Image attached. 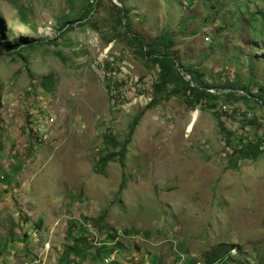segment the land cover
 Returning <instances> with one entry per match:
<instances>
[{"label":"rangeland","instance_id":"obj_1","mask_svg":"<svg viewBox=\"0 0 264 264\" xmlns=\"http://www.w3.org/2000/svg\"><path fill=\"white\" fill-rule=\"evenodd\" d=\"M191 2L0 0V264H261L264 0ZM168 28L211 98L155 95L138 37Z\"/></svg>","mask_w":264,"mask_h":264},{"label":"trees","instance_id":"obj_2","mask_svg":"<svg viewBox=\"0 0 264 264\" xmlns=\"http://www.w3.org/2000/svg\"><path fill=\"white\" fill-rule=\"evenodd\" d=\"M191 1L193 0H190V2ZM124 15L125 17L127 16L126 10ZM190 20L191 18H189V16H185L180 21L179 25L186 27ZM2 33H3V29H2V24L0 22V38L2 37ZM173 33L174 30L172 31L171 29L168 28L167 30H164V32L161 35L157 36L156 40L150 42L147 41L144 37H138V47L140 54L146 58H149L159 68L158 82H156L154 86L155 95L166 94L167 97L170 94H176V90L174 88H170V86L171 85L178 86L181 84L183 87V93L185 94L189 93V96L194 97L199 101L204 96H206V98L207 97L211 98L209 93L205 92L204 90H201L200 86L195 87L190 82L185 80L182 74H180L179 69L184 68L185 66L180 61H177L176 58L173 57L171 54V50L177 41ZM4 54H5L4 46L0 44V56ZM186 68H188V71H190V73L192 74L197 73L196 71L193 70V68L190 67H186ZM53 79H54L53 74H48L43 77L41 81V85L45 90H51L54 84ZM229 94L234 95L232 92H229ZM260 99H262L261 101L262 103H264V98H260ZM189 103H193L191 99L189 100ZM207 104L209 106L212 105L210 104V101H207ZM137 124H138V119H135L130 127L129 137L122 145V149L120 151L108 152L105 156H102L99 159L97 167L101 172H104L108 162L115 159L116 157H118L120 162L124 164L126 158V147L131 139L130 134L132 135ZM105 138H106L105 140L106 143H108L111 147H115L118 145L116 138L111 134L105 135ZM259 149L260 146H258L257 144L251 145L248 143V144H244L239 150H236V152L243 157L257 158V154L260 153ZM102 235L103 234H101L100 237H102ZM103 237L108 241L112 240L113 238V237L109 238L106 235H103ZM111 243H115V241ZM73 250H75V246L69 248V251H73ZM231 250H232V246H229L227 248L223 247L222 245L214 247L212 252L207 254L206 263L214 264L218 262L220 259H222L223 256H226L228 253H230ZM75 253H77L76 250ZM261 264H264V259L262 260Z\"/></svg>","mask_w":264,"mask_h":264},{"label":"crops","instance_id":"obj_3","mask_svg":"<svg viewBox=\"0 0 264 264\" xmlns=\"http://www.w3.org/2000/svg\"><path fill=\"white\" fill-rule=\"evenodd\" d=\"M5 241L7 242V240H5ZM5 241H4V242H5ZM6 242H5V243H6ZM7 258H8V260L10 259V257H8V256H7ZM13 260H15V259H13ZM13 260H12V259H10V261H11V262H12ZM26 263H29V261L27 260V262H26Z\"/></svg>","mask_w":264,"mask_h":264},{"label":"built area","instance_id":"obj_4","mask_svg":"<svg viewBox=\"0 0 264 264\" xmlns=\"http://www.w3.org/2000/svg\"><path fill=\"white\" fill-rule=\"evenodd\" d=\"M106 261H109V259H107Z\"/></svg>","mask_w":264,"mask_h":264},{"label":"bare ground","instance_id":"obj_5","mask_svg":"<svg viewBox=\"0 0 264 264\" xmlns=\"http://www.w3.org/2000/svg\"><path fill=\"white\" fill-rule=\"evenodd\" d=\"M107 260V259H106Z\"/></svg>","mask_w":264,"mask_h":264}]
</instances>
